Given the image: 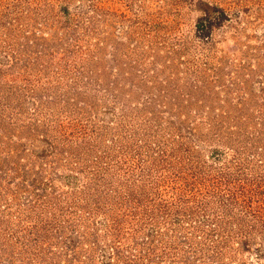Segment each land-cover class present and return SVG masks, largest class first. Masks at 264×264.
<instances>
[{
  "label": "rangeland",
  "instance_id": "rangeland-1",
  "mask_svg": "<svg viewBox=\"0 0 264 264\" xmlns=\"http://www.w3.org/2000/svg\"><path fill=\"white\" fill-rule=\"evenodd\" d=\"M0 264H264V0H0Z\"/></svg>",
  "mask_w": 264,
  "mask_h": 264
},
{
  "label": "trees",
  "instance_id": "trees-1",
  "mask_svg": "<svg viewBox=\"0 0 264 264\" xmlns=\"http://www.w3.org/2000/svg\"><path fill=\"white\" fill-rule=\"evenodd\" d=\"M245 196H247V198H245ZM248 196L249 195L243 194L242 192H240L239 194L234 192L228 196V198H227L228 203H224V205L225 204L237 205V206L243 208L242 210H244L246 215L250 216L251 219H254V217H256V210L254 209V207L252 205L253 203ZM224 197H225L224 194L221 195L220 200L222 201L224 199ZM259 215L260 214H257V216H259ZM51 223L53 224L54 221H51ZM52 224L50 225V223L47 221L44 222L43 224H41L39 221H34L32 225L29 224V229L33 230L34 233H39L40 231H43V230H45V232H46L47 230L52 228V226H53ZM31 230H29V231L31 232Z\"/></svg>",
  "mask_w": 264,
  "mask_h": 264
}]
</instances>
